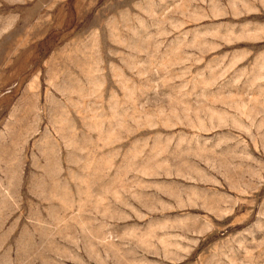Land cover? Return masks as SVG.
<instances>
[{"label":"rangeland","instance_id":"374dc122","mask_svg":"<svg viewBox=\"0 0 264 264\" xmlns=\"http://www.w3.org/2000/svg\"><path fill=\"white\" fill-rule=\"evenodd\" d=\"M0 264H264V0H0Z\"/></svg>","mask_w":264,"mask_h":264}]
</instances>
